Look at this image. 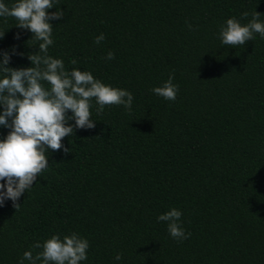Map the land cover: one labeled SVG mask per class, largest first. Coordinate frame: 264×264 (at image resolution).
Wrapping results in <instances>:
<instances>
[{"label": "trees", "instance_id": "obj_1", "mask_svg": "<svg viewBox=\"0 0 264 264\" xmlns=\"http://www.w3.org/2000/svg\"><path fill=\"white\" fill-rule=\"evenodd\" d=\"M54 3L48 12L64 15L49 21L48 55L130 91L132 111L112 105L97 115L92 99L95 127L63 138L67 154L46 153L47 169L17 210L10 200L0 206V264L73 232L89 242L80 264H264V38L235 47L219 39L229 18L244 25L257 11L264 23V0ZM16 24L0 17V53L7 67H30L39 42ZM170 74L175 101L151 91ZM9 131L0 126V139ZM172 208L188 239L158 222Z\"/></svg>", "mask_w": 264, "mask_h": 264}, {"label": "clouds", "instance_id": "obj_2", "mask_svg": "<svg viewBox=\"0 0 264 264\" xmlns=\"http://www.w3.org/2000/svg\"><path fill=\"white\" fill-rule=\"evenodd\" d=\"M56 6L54 0H16L11 7L0 2V17H12L16 26L27 29L35 41L39 42L41 54L28 55L30 67H7L10 55L0 53V126L10 129L6 137L0 139V206L6 200L12 201L17 210L19 198L30 189L48 167L46 153L49 150L69 148L62 144V139L73 136L75 129H92L95 121L91 118V101L97 104V115H101L105 106H123L129 113L132 111L134 96L130 91L118 89L95 79L88 71L73 68L65 70L61 59L48 55L49 46L53 45V25L49 22L59 20L64 12L57 10L48 12ZM249 13H242L247 17ZM261 13L254 11L252 19L242 25L235 18H229L220 26L219 39L223 45L232 47L245 45L255 39L254 34L264 38V23L260 22ZM189 29L192 25L188 24ZM4 32L0 33L3 37ZM19 38V35H17ZM104 34L94 38L100 44ZM114 59L109 51L104 57ZM76 64L75 59L70 61ZM174 76L151 91L168 101H175L179 86L173 83ZM47 85V87L45 86ZM71 112V116L67 115ZM74 120V126L69 124ZM182 212L172 208L157 217L158 222H167V229L173 239H188L187 233L180 223ZM33 248L41 249L33 256L32 251H25L19 264L24 260L29 264H80L87 259L89 242L73 232L61 239L53 235L43 243H34ZM117 253L115 260H120Z\"/></svg>", "mask_w": 264, "mask_h": 264}]
</instances>
